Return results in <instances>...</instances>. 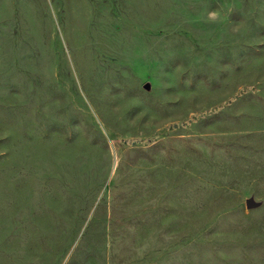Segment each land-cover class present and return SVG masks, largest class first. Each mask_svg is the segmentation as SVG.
<instances>
[{
  "label": "rangeland",
  "instance_id": "1",
  "mask_svg": "<svg viewBox=\"0 0 264 264\" xmlns=\"http://www.w3.org/2000/svg\"><path fill=\"white\" fill-rule=\"evenodd\" d=\"M0 264H264V0H0Z\"/></svg>",
  "mask_w": 264,
  "mask_h": 264
},
{
  "label": "clouds",
  "instance_id": "2",
  "mask_svg": "<svg viewBox=\"0 0 264 264\" xmlns=\"http://www.w3.org/2000/svg\"><path fill=\"white\" fill-rule=\"evenodd\" d=\"M224 17L222 16V13L219 10H208L206 17H205V22L206 23H211V24H217V23H222ZM241 31V25L240 23H237L233 28L232 32L233 33H239Z\"/></svg>",
  "mask_w": 264,
  "mask_h": 264
},
{
  "label": "water",
  "instance_id": "3",
  "mask_svg": "<svg viewBox=\"0 0 264 264\" xmlns=\"http://www.w3.org/2000/svg\"><path fill=\"white\" fill-rule=\"evenodd\" d=\"M255 203H254V201L252 200V199H249L248 201H247V205L249 206V207H251V206H253Z\"/></svg>",
  "mask_w": 264,
  "mask_h": 264
}]
</instances>
